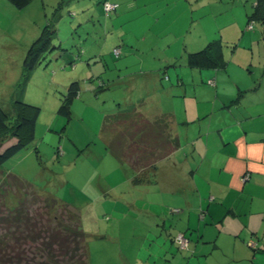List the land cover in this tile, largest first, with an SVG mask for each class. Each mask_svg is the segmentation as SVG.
Listing matches in <instances>:
<instances>
[{
	"label": "rangeland",
	"instance_id": "1",
	"mask_svg": "<svg viewBox=\"0 0 264 264\" xmlns=\"http://www.w3.org/2000/svg\"><path fill=\"white\" fill-rule=\"evenodd\" d=\"M101 3L102 0H31L20 10L9 0H0V105L7 108L20 100L40 108L34 144L2 167L0 212L24 204L36 215L45 212V197L62 202L80 216L88 242L89 264H172L175 257L177 264H187L191 259H196V264H209L214 258L215 264H231L225 262L220 250L214 251L208 262L199 263L200 257L192 253L190 244L185 250L176 245L181 254L175 247L170 253L169 248L163 249L159 238L164 237L159 236L156 219L146 214L159 209L160 196L153 179L133 182L130 164L137 157L127 160L130 132L124 131L116 116L133 106L145 116L166 112L175 100L182 104L185 101L187 107L189 103L198 105L196 100L205 91L202 85L208 84L201 81L197 70L184 68V85L167 93L173 87L163 71L169 66L163 65V61L170 62L168 57L176 54L179 56L174 64L180 66L184 44L175 43L170 37L161 38L157 34L160 24H152L153 29L146 35L139 32L145 30L148 19L157 17L152 4L149 16L136 9L121 18L117 11L107 16ZM255 3L256 0H173L175 12L184 7L188 11L177 15L174 12L171 17L182 20L185 12L187 26L192 27L194 34L203 24L225 21L222 31L227 30L229 38V29L239 27L242 6L247 4L252 12ZM139 14L141 18L134 20ZM262 31V25L254 22V31L246 33L247 37L253 36L248 49L253 47L256 59L259 44L264 42ZM42 44L47 46L19 90L18 85L24 80L25 58L32 46ZM169 44L172 45L167 48ZM233 44L236 43L229 44L230 50L224 49L225 56L232 53ZM115 49L120 51L119 55L114 53ZM260 50L264 52V44ZM72 82H78L81 89L67 117L59 109ZM185 90L186 96L175 99L174 95L184 94ZM190 94L198 98L190 99ZM108 125L112 128L108 129ZM160 131L156 125L146 126L138 137L149 132L147 141L159 145L163 153L166 147L161 145L166 140L155 138ZM16 141L12 138L0 152ZM180 157L184 159L182 154ZM187 162L194 166L190 157L185 165ZM166 192L164 187L163 193ZM168 195L163 204L169 205L171 219L178 210L182 211V202L173 201ZM201 213L200 210L197 216ZM177 235L190 237L183 231H177L174 238ZM196 238L197 235L195 242Z\"/></svg>",
	"mask_w": 264,
	"mask_h": 264
},
{
	"label": "crops",
	"instance_id": "2",
	"mask_svg": "<svg viewBox=\"0 0 264 264\" xmlns=\"http://www.w3.org/2000/svg\"><path fill=\"white\" fill-rule=\"evenodd\" d=\"M108 1L119 4L116 15L121 18L136 9L143 16H149L153 12L152 5L156 6L157 17H152L151 21L148 19L145 30L139 32L146 35L153 29L152 24H160L157 34L161 38L170 37L175 43L184 44L180 66L174 64L179 56L176 54L168 57L170 62L163 61V65L169 66L163 71L168 74L166 78L173 87L167 93L184 85L182 69H191L187 64L188 54L204 48L211 41L228 43L227 46L223 44L224 68L197 70L201 81L208 84L207 87L202 85L205 91L202 90L204 95L196 100L198 105L189 103L187 107L185 101L182 104L175 100L176 103H172V108L166 112L143 114L147 119L152 116L150 120L171 114L174 118L172 130L180 143L179 148L162 160L154 172L152 179L160 196V207L155 213L146 214L156 219V229L161 231L159 236L164 237L159 238L160 244L163 249L169 248V253L177 249L174 242L177 231H183L186 237L190 234L189 247L200 257L199 263L208 262L212 253L220 250L225 262L231 264H264V52L260 50L264 42L259 44L256 59L253 47L248 49L253 36L247 37L246 34L254 31V28H246L251 10L247 4L242 6L239 27L229 29L228 38L227 30L222 31L226 27L225 21L203 24L194 34L192 27L187 26L185 12L182 20L171 17L175 12L174 4H171L173 0ZM187 9L184 7L175 14ZM139 18L140 14L134 20ZM262 27L261 40L264 41V25ZM232 41L236 43L231 45L232 53L225 56L224 49L230 50ZM209 80L213 81V86L209 85ZM161 88L165 87L162 85ZM182 93L174 95L175 99L187 95L186 90ZM189 98L195 100L198 97L190 94ZM180 154L186 159H181ZM189 157L194 162L193 167L191 162L185 165ZM164 187L166 194L163 193ZM166 195L173 201L182 202L179 207L182 211L178 210L171 219H168L169 205L163 204ZM200 210L202 213L197 216ZM252 239L258 243L255 252L249 245ZM195 260L191 259L187 264H196ZM171 261L177 264L176 257ZM216 261V258L209 260V264Z\"/></svg>",
	"mask_w": 264,
	"mask_h": 264
},
{
	"label": "trees",
	"instance_id": "3",
	"mask_svg": "<svg viewBox=\"0 0 264 264\" xmlns=\"http://www.w3.org/2000/svg\"><path fill=\"white\" fill-rule=\"evenodd\" d=\"M9 1L20 10L26 8L31 2V0ZM106 2L110 1L102 0L103 11L107 16H111L118 10L119 4L110 2L118 6L111 13H107L104 8ZM254 7L248 16V23L258 22L264 25V0H256ZM46 42L48 44L47 38ZM47 44L39 46H35V44L29 50L24 62L25 71L22 76L24 80L19 83V90L23 89L29 75L28 72L34 70L39 61V54L44 51ZM223 47L221 41L209 42L204 48L188 54V67L200 71L221 70L226 66ZM208 83L213 86L212 80H209ZM80 89L78 82H72L69 85L59 109L62 115L67 117L70 115V107L78 99ZM39 116V107L20 100L9 104L7 108L0 105V148L12 138L17 139L15 143L0 152V173L8 160L34 144ZM116 116H118L119 125L124 131L130 132L126 151L127 160L130 162L131 157H137L130 164L134 172L133 182L139 184L151 181L158 164L180 146L179 139L172 130L173 116L162 114L150 120L135 106L121 111ZM154 125L162 130L155 135V138L166 140L165 143L163 142L164 145H161L166 147L163 153L160 151L159 145L147 141L151 129L148 133H142L141 137H138V132H141L146 126ZM106 127L112 128L111 125ZM37 196L39 195L35 197ZM44 205L45 212L36 215H32L30 208L24 204L10 207L11 209L8 208L5 213L0 212V264H89L88 242L86 233L81 226L80 216L71 212L67 205L51 197H45ZM251 241L256 243V247L250 246L253 251H256L258 243L254 239ZM174 242L182 250L176 242V238H174Z\"/></svg>",
	"mask_w": 264,
	"mask_h": 264
},
{
	"label": "built area",
	"instance_id": "4",
	"mask_svg": "<svg viewBox=\"0 0 264 264\" xmlns=\"http://www.w3.org/2000/svg\"><path fill=\"white\" fill-rule=\"evenodd\" d=\"M117 6H118L117 4H113V3H110V2H106L104 4V8H105V10H106L107 13H111L112 11H114L117 8ZM247 28L250 29V30L253 29L254 28V22L249 23L248 26H247ZM115 53L117 55H119L120 51L116 50ZM247 177H248V175L246 176V178ZM176 242L179 244V246H180V248L182 250L187 249L188 246H189L188 239L185 238L183 235H178L176 237ZM250 246L256 247V243L253 242V241H251L250 242Z\"/></svg>",
	"mask_w": 264,
	"mask_h": 264
}]
</instances>
